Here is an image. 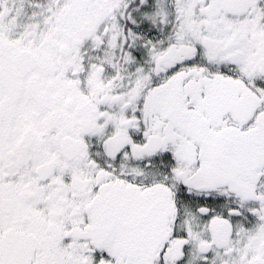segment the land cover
Here are the masks:
<instances>
[{
	"label": "snow or ice",
	"instance_id": "6c2138e0",
	"mask_svg": "<svg viewBox=\"0 0 264 264\" xmlns=\"http://www.w3.org/2000/svg\"><path fill=\"white\" fill-rule=\"evenodd\" d=\"M0 264H264V0H0Z\"/></svg>",
	"mask_w": 264,
	"mask_h": 264
}]
</instances>
